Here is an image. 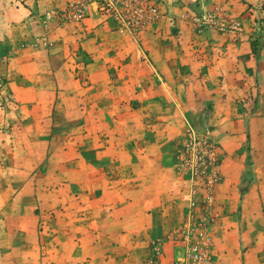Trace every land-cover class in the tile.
Instances as JSON below:
<instances>
[{"label":"crops","instance_id":"0c3cea01","mask_svg":"<svg viewBox=\"0 0 264 264\" xmlns=\"http://www.w3.org/2000/svg\"><path fill=\"white\" fill-rule=\"evenodd\" d=\"M155 1L139 49L60 0H0V264H143L182 220L187 122L225 154L217 264H264V0Z\"/></svg>","mask_w":264,"mask_h":264},{"label":"rangeland","instance_id":"374dc122","mask_svg":"<svg viewBox=\"0 0 264 264\" xmlns=\"http://www.w3.org/2000/svg\"><path fill=\"white\" fill-rule=\"evenodd\" d=\"M148 29L142 33V36ZM138 43H140L138 48L142 49L140 40ZM185 131V136L174 153L172 169V175L178 184V194L172 205L180 210L182 220L167 234L161 235L159 239L149 244V255L142 261L143 264H187L186 252L195 245L199 246L195 251L199 253L200 262L217 264L216 190L218 184L223 182L222 162L225 154L210 129L200 128L196 123L187 122ZM130 173L131 170L123 171L125 176ZM189 224L196 233L194 236L190 235L187 241L184 229ZM168 242L175 246L177 251L173 253L172 258L165 259L162 258L163 245ZM129 257L126 255V258Z\"/></svg>","mask_w":264,"mask_h":264},{"label":"built area","instance_id":"2783aa9c","mask_svg":"<svg viewBox=\"0 0 264 264\" xmlns=\"http://www.w3.org/2000/svg\"><path fill=\"white\" fill-rule=\"evenodd\" d=\"M62 6L56 10L55 17L64 23H81L91 15H98L116 24L118 32L128 34L138 41L148 28L159 22L163 14L155 0H60ZM204 24L215 26V17H202ZM192 199V198H191ZM189 220V219H188ZM185 238L189 241L196 233L191 225H187ZM187 232V233H186ZM191 235V236H190ZM198 245L188 248L187 264H203L199 253L195 250ZM206 264V263H205Z\"/></svg>","mask_w":264,"mask_h":264}]
</instances>
